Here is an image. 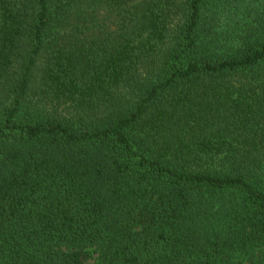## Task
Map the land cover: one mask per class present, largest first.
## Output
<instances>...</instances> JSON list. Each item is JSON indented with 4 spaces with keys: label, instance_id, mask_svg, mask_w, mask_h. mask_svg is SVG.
I'll return each instance as SVG.
<instances>
[{
    "label": "trees",
    "instance_id": "trees-1",
    "mask_svg": "<svg viewBox=\"0 0 264 264\" xmlns=\"http://www.w3.org/2000/svg\"><path fill=\"white\" fill-rule=\"evenodd\" d=\"M264 264V0H0V264Z\"/></svg>",
    "mask_w": 264,
    "mask_h": 264
},
{
    "label": "rangeland",
    "instance_id": "rangeland-1",
    "mask_svg": "<svg viewBox=\"0 0 264 264\" xmlns=\"http://www.w3.org/2000/svg\"><path fill=\"white\" fill-rule=\"evenodd\" d=\"M95 257H96V255H93V258L91 260H89L88 262H86L85 264H93L95 262L94 261Z\"/></svg>",
    "mask_w": 264,
    "mask_h": 264
}]
</instances>
